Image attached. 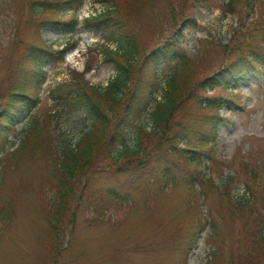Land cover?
<instances>
[{
  "label": "trees",
  "instance_id": "trees-1",
  "mask_svg": "<svg viewBox=\"0 0 264 264\" xmlns=\"http://www.w3.org/2000/svg\"><path fill=\"white\" fill-rule=\"evenodd\" d=\"M79 1L0 0V35L11 27L12 58L20 52L0 89V153L5 151L2 135L34 107L44 77L38 71L32 85L19 78L26 62L39 69L46 59L37 53L38 39L23 44L19 34L24 22L38 37L40 28L50 24L73 30L74 13L66 23L60 20L63 10L76 8L73 3ZM111 1L86 23L106 42L116 44L115 49L104 46L105 61L115 65L114 77L105 86L79 79L72 88L62 85L52 90L54 111L31 118L16 152L28 162L40 163L39 189L46 193L48 236L55 234L72 209L104 222L136 200L146 211H154L158 200L167 199L182 185L203 197L202 186L209 184L220 191L223 185L221 196L229 221L239 219L243 224L232 244H247L246 249L236 250L228 264H264V170L261 165L257 170L260 160H253L254 169L246 168L250 162L243 160L248 179L241 194L230 195L231 177L221 185L213 179L220 124L225 122L220 110L225 101H237L232 88L264 69V5L251 15L240 14L228 42L221 37L208 39L189 54L180 46L183 31L194 25L200 11L218 6L223 13L234 14L239 0ZM25 12L28 20H20ZM135 15L138 19L133 20ZM142 28L158 35L157 43L147 51L138 41ZM56 54L61 57L62 52ZM167 63L170 66L161 84V66ZM30 87L36 88L34 93ZM76 110L86 112L87 130L74 144L70 140L56 143L59 134L50 128V121ZM98 173L113 175L118 186L100 187L94 180ZM13 215L14 201H0V224L10 223ZM210 239L213 244L218 241L211 235Z\"/></svg>",
  "mask_w": 264,
  "mask_h": 264
},
{
  "label": "rangeland",
  "instance_id": "rangeland-1",
  "mask_svg": "<svg viewBox=\"0 0 264 264\" xmlns=\"http://www.w3.org/2000/svg\"><path fill=\"white\" fill-rule=\"evenodd\" d=\"M20 1L12 0L14 3ZM104 7L105 4L99 0H85L82 5L84 12H99ZM7 12L11 14V18L14 17L10 10ZM132 19L136 20L138 17L135 15ZM236 26V18L233 15L223 17L218 9L204 11L196 25L184 31L182 47L188 53H192L199 42L209 35L222 37L223 42H226ZM31 32L33 33L24 25L20 37L24 41L32 42ZM41 34L52 48L68 47L73 42H76V46L66 49L63 61L46 65L48 75L41 91L42 100L35 107L36 113L52 110L50 91L58 85L74 87L78 78H82L88 84L106 85L114 76V64L103 59L101 40L95 32L80 25L69 38H63L59 32L50 28L42 30ZM12 35L13 30L7 28L0 36V87L8 74L9 54L5 46ZM137 36L144 51L151 49L158 41V35L149 28H142ZM13 59L16 60V56ZM25 71L30 72L31 66L27 65ZM239 89V103L244 106L240 113L231 112L228 103L221 109L224 116H229L231 123L220 125L216 155L224 160L220 161L224 167L217 170L218 182L225 176L234 175V171H239L237 165L243 160L250 162L248 164L250 168H254V159L260 160L257 170H261L258 165L264 167V70L258 77L251 73L248 83L240 84ZM80 111L59 119L57 129L63 140L70 138L73 141L77 140L89 125L90 121ZM28 118L27 114L24 115L16 126L17 130L5 137L6 151L11 154L0 167V201L13 200L15 207L12 223L4 227L3 233L0 231V264L230 262L228 249L240 235L239 228L243 224L239 219L236 223L229 221V213L221 196L222 191L209 184L202 186L203 193H206L203 210L208 213L209 226L205 225V221L199 220L196 202L198 194L192 191L189 193L186 186L182 185L167 199L158 200L156 208L150 212L144 209L141 201L136 200L135 205L125 206V211L112 213L110 219L100 222V218L91 219V216L87 217L88 214L72 209L64 216L55 234L52 232V236H48L45 196L39 190V165L35 161L28 162L26 157L16 153L21 140V130ZM230 158L233 159L232 166L227 161ZM240 176L234 189L237 193L242 192L248 179L246 173L242 172ZM94 180L100 187L118 186L113 175L98 173ZM210 235L218 240L214 244H223L215 260L212 257L214 244ZM67 242L69 244L64 248ZM52 244L54 247L50 249Z\"/></svg>",
  "mask_w": 264,
  "mask_h": 264
}]
</instances>
